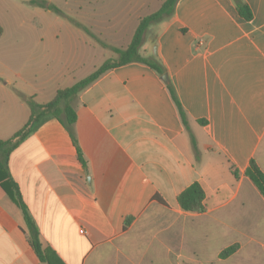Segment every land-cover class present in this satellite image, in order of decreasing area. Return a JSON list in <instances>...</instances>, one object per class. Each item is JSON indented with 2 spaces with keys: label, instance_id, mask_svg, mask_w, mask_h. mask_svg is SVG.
<instances>
[{
  "label": "crops",
  "instance_id": "crops-1",
  "mask_svg": "<svg viewBox=\"0 0 264 264\" xmlns=\"http://www.w3.org/2000/svg\"><path fill=\"white\" fill-rule=\"evenodd\" d=\"M30 1L0 0V25L5 11ZM164 1L146 12L150 0H112L110 19L121 24L112 37L128 42L111 46L126 48L140 20ZM243 2L249 20L234 0H179L171 16L149 26L140 48L168 80L130 62L74 98L86 168L56 117L19 144L7 168L39 228L44 259L0 185V264H264V196L245 174L252 159L264 172V0ZM73 71L49 98L36 74L31 81L0 74V140L29 119L26 97L49 102L80 80ZM194 182L205 192L203 213L178 201ZM234 244L238 250L221 258Z\"/></svg>",
  "mask_w": 264,
  "mask_h": 264
},
{
  "label": "rangeland",
  "instance_id": "rangeland-1",
  "mask_svg": "<svg viewBox=\"0 0 264 264\" xmlns=\"http://www.w3.org/2000/svg\"><path fill=\"white\" fill-rule=\"evenodd\" d=\"M36 1H46L55 10L25 4L15 13L5 11L3 14L0 74L13 80H19V75L29 81L36 74L39 84L45 85L43 98L53 96L54 91H50V87L54 90L56 84H69L68 69L74 70L72 74L76 78L83 79L106 60L118 57L98 40L110 46L128 42L126 37H112L113 29L121 25L110 19L114 8L112 0ZM158 1L150 0V8L144 10H155ZM115 8H123V5ZM35 18L38 24L34 22ZM85 28L94 30L99 39L93 37L96 36L94 32H87ZM6 105L10 107L9 100Z\"/></svg>",
  "mask_w": 264,
  "mask_h": 264
},
{
  "label": "trees",
  "instance_id": "trees-1",
  "mask_svg": "<svg viewBox=\"0 0 264 264\" xmlns=\"http://www.w3.org/2000/svg\"><path fill=\"white\" fill-rule=\"evenodd\" d=\"M178 1L179 0H165L157 11L143 17L138 24L131 42L126 48L113 47L106 44L102 40H98L103 47L113 50L118 55V57L115 59L106 60L93 73L83 79L78 80L72 86L59 89L56 95L47 103L41 104L38 103L32 96L26 97V101L31 109L29 119L24 124V126L9 139L0 140V185L7 192L8 196L15 202V204H17V206L22 210L29 234L30 243L40 260L44 259V255L42 251L39 228L28 211L27 205L23 200L18 184L12 179L7 168L11 153L28 135H30L37 128V126L45 117L53 116L56 117L69 131L74 144L77 146L79 160L86 168V161L83 157V153L74 133V124L77 120V113L72 105V101L82 90L90 86L107 71L130 62L145 63L156 70L159 74H164L165 68L161 65V63H159V61L154 58L144 57L140 53V48L143 44L144 34L149 26L171 16ZM234 1L236 3L238 13L247 20L251 19L252 12L249 6L244 3L243 0ZM29 3L38 5L48 10H55V7L52 4H48L46 1L33 0ZM85 30L87 32H90L86 28ZM2 34L3 27L0 25V37L2 36ZM93 37L99 39L95 35ZM168 88L173 97V100L175 101L179 109V113L183 119L184 124L188 127V120L185 110L181 102L179 101L173 86L171 84H168ZM192 142L193 146L196 148L194 138ZM232 171L236 176H238L237 169L232 168ZM245 174L253 181L261 194L264 196V172L261 170L254 159L250 161ZM178 201L183 209L190 212L203 213L207 209L205 204V192L198 182H194L193 184L185 188L179 194ZM238 248L239 244L231 245L225 248L220 253V257L227 258L234 254L238 250Z\"/></svg>",
  "mask_w": 264,
  "mask_h": 264
},
{
  "label": "water",
  "instance_id": "water-1",
  "mask_svg": "<svg viewBox=\"0 0 264 264\" xmlns=\"http://www.w3.org/2000/svg\"><path fill=\"white\" fill-rule=\"evenodd\" d=\"M163 78H164L165 80H168V78H167V75H166V74H163Z\"/></svg>",
  "mask_w": 264,
  "mask_h": 264
}]
</instances>
